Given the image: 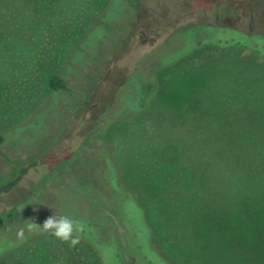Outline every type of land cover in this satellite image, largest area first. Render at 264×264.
Segmentation results:
<instances>
[{"label":"rangeland","instance_id":"1","mask_svg":"<svg viewBox=\"0 0 264 264\" xmlns=\"http://www.w3.org/2000/svg\"><path fill=\"white\" fill-rule=\"evenodd\" d=\"M0 132V264H264V0H0Z\"/></svg>","mask_w":264,"mask_h":264},{"label":"trees","instance_id":"2","mask_svg":"<svg viewBox=\"0 0 264 264\" xmlns=\"http://www.w3.org/2000/svg\"><path fill=\"white\" fill-rule=\"evenodd\" d=\"M210 45H212L213 47L214 46H218L219 44H217V43H211V42H208ZM205 44H207V43H205ZM204 44V45H205ZM193 49L194 48H192L191 50H189L186 54H184L183 56H182V58L180 59V60H177V61H173V62H170V63H161L160 62V64H161V66H166V67H171V66H174V65H177V64H179L181 61H186V60H189L190 58H192V53L194 52L193 51ZM190 53V54H189ZM51 88H52V90L53 91H59V90H63V91H69V88L67 87V85H66V82H65V79H64V77H61V76H55V77H52L51 78ZM155 91V86L153 85V84H151V83H149V84H147V86H146V89H145V92L146 93H152V92H154ZM5 139H6V137L4 136V134L3 133H1L0 132V156L1 157H3V158H6V159H8V157H7V155L3 152V150H2V146H3V144H4V142H5ZM101 156H102V154H100ZM100 156V157H101ZM27 172H28V168H21L20 169V172H19V174H18V176L14 179V180H12V181H10L9 183H7V184H5V185H2V186H0V195H2V194H6V193H9V192H11L18 184H19V182L22 180V178L27 174ZM94 180V182H95V179H93ZM96 183V182H95ZM129 189V188H128ZM130 190V189H129ZM131 191V193H132V195L136 198V203H137V205L145 212V214L147 215V211H146V207H145V203L146 202H144V198H142V196H141V198H139L138 196H136L137 194H136V191H133V189L132 190H130ZM141 193L143 194V195H145V197L147 198V190L146 189H144V192H143V189H141ZM145 198V199H146ZM148 199V198H147ZM242 210H244V212L247 214V217L250 219V222L252 223V225H254V226H256L257 224H258V219H259V217H260V215L263 213V210H264V202L262 203V202H257V203H255V202H251V201H249L248 199L245 201H243V203H241V204H239V206L235 209V210H233V212L234 213H238V214H236V215H239V216H242V214H243V212H242ZM230 213L231 212H224V211H222V212H219V211H217V210H208L207 211V214H209V219H208V221L212 224V225H214L217 229H218V231L219 230H223V228L225 229L226 228V226L224 227V225H225V222L226 221H228V220H226V219H229L230 217H231V215H230ZM232 215H235V214H232ZM110 219H108L107 220V222H108V224L107 225H102V226H99L98 225V227H99V229H101V230H103V229H107V228H109L111 225H115V228H116V230H117V228L119 227V226H122L123 227V230H124V225H122L119 221H117L118 219H117V217H116V214L115 213H113V212H111V214H110V217H109ZM147 223H148V228L150 229V231H151V239H150V242H151V246L152 245H154L155 246V241H154V230H153V227L151 226V224H149V222H148V220H147ZM224 223V224H223ZM6 240H7V242H6V244H7V246H5L4 248H3V250H1V252H0V256L6 251V250H8L9 248H11V247H14L15 245H16V241H11V240H9L8 238H6ZM80 240V242L81 243H83V244H85V245H87L92 251H94V252H96L98 255H99V257H100V253L97 251V249L96 248H94V246H95V244H94V242H93V244L91 243V242H89L88 240H86L85 239V241H83V240H81V239H79ZM153 247V246H152ZM156 248V247H155ZM95 249H96V251H95ZM156 252L162 257V259L166 262V263H168L169 261H168V259L164 256V254H162L161 253V251L159 250V248L157 247V249H156ZM101 258V257H100ZM91 264H97V263H91Z\"/></svg>","mask_w":264,"mask_h":264},{"label":"clouds","instance_id":"3","mask_svg":"<svg viewBox=\"0 0 264 264\" xmlns=\"http://www.w3.org/2000/svg\"><path fill=\"white\" fill-rule=\"evenodd\" d=\"M28 221H25L24 228L18 229L17 237L21 241L25 238V231L39 232L50 235L60 242L68 244L69 247H75L79 243V234L83 232V224L67 215L54 214L47 218L42 225Z\"/></svg>","mask_w":264,"mask_h":264}]
</instances>
